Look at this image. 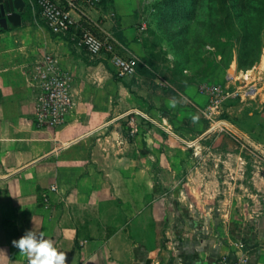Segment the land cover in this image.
I'll return each instance as SVG.
<instances>
[{"label": "crops", "instance_id": "crops-1", "mask_svg": "<svg viewBox=\"0 0 264 264\" xmlns=\"http://www.w3.org/2000/svg\"><path fill=\"white\" fill-rule=\"evenodd\" d=\"M25 1L30 19L0 38L25 33L44 40L17 50L0 44V264H29L13 243L29 231L64 253L66 264H216L239 241L247 264H264V223L221 212L217 172L188 166L194 155L185 164L156 151L184 148L177 133L193 134L188 121L175 127L161 111L159 77L117 78L105 54L93 58L71 34L54 33L38 0ZM58 1L100 37L112 36L122 55L141 59L137 0L94 7ZM43 54L58 58L72 79L74 105L56 128L34 121L30 69ZM128 111L137 114L139 129ZM146 118L155 126L139 125Z\"/></svg>", "mask_w": 264, "mask_h": 264}, {"label": "rangeland", "instance_id": "rangeland-1", "mask_svg": "<svg viewBox=\"0 0 264 264\" xmlns=\"http://www.w3.org/2000/svg\"><path fill=\"white\" fill-rule=\"evenodd\" d=\"M134 19L135 26L144 28L143 42L138 41L143 48L140 57L151 61L156 78L162 81L157 86L161 111L175 127L188 121L193 129L192 135L177 133L178 144L184 148L166 144L156 151L184 158L185 164L194 155V164L190 161L188 166L208 168L220 177L217 199L223 200L221 212L237 221L252 217L262 226L264 0H137ZM33 36H7L0 38V44L17 50L44 40ZM226 85H230V96L221 103L217 119L227 131L210 130L212 123L202 112L212 98L210 88L225 89ZM250 85H256L258 93L246 97ZM185 89L198 98L187 99ZM127 113L125 117L129 122L133 118L136 129L137 114ZM141 122L145 127L155 126L147 118ZM162 136L169 137L164 132Z\"/></svg>", "mask_w": 264, "mask_h": 264}, {"label": "built area", "instance_id": "built-area-1", "mask_svg": "<svg viewBox=\"0 0 264 264\" xmlns=\"http://www.w3.org/2000/svg\"><path fill=\"white\" fill-rule=\"evenodd\" d=\"M80 1L93 7L103 2V0ZM76 3H79V0H72L71 6H76ZM38 5L43 20L54 33L71 34L73 39L77 40L93 58L105 54L110 60L117 78H131L137 73V67L141 59L138 56L126 57L122 55L117 50V43H115L112 36L100 37L88 24H80L79 20L71 15L70 10L66 9L58 0H38ZM30 82L35 91L34 121L36 125L52 128L61 126L74 105L72 79L69 73L62 67L58 58L43 54L30 69ZM229 86L226 85L225 89L210 88L212 98L202 111L205 118L212 123L210 130L218 127L220 132L227 131L226 127L222 126L223 123L218 121L217 116L220 114L221 103L230 96ZM234 93L238 94L239 90ZM257 93L258 88L256 85H250L244 92L246 97H252L253 94ZM127 116L130 117L131 113H127ZM132 119L130 123L134 127L135 124ZM134 132L135 130H132V133ZM192 145H194L193 142L190 143V146ZM44 198L47 202L48 196L44 195ZM247 263V251L242 241L236 242L233 252L218 258L216 261V264Z\"/></svg>", "mask_w": 264, "mask_h": 264}, {"label": "clouds", "instance_id": "clouds-1", "mask_svg": "<svg viewBox=\"0 0 264 264\" xmlns=\"http://www.w3.org/2000/svg\"><path fill=\"white\" fill-rule=\"evenodd\" d=\"M13 243L28 257L29 264H66V255L58 252L50 241L33 231Z\"/></svg>", "mask_w": 264, "mask_h": 264}, {"label": "water", "instance_id": "water-1", "mask_svg": "<svg viewBox=\"0 0 264 264\" xmlns=\"http://www.w3.org/2000/svg\"><path fill=\"white\" fill-rule=\"evenodd\" d=\"M26 7L25 0H0V31L21 27Z\"/></svg>", "mask_w": 264, "mask_h": 264}, {"label": "trees", "instance_id": "trees-1", "mask_svg": "<svg viewBox=\"0 0 264 264\" xmlns=\"http://www.w3.org/2000/svg\"><path fill=\"white\" fill-rule=\"evenodd\" d=\"M31 12H32V10H31V7L29 5V6H27V10L25 11V13H23V21L30 19ZM0 32H2V31H0ZM137 72H139L140 74L147 76V77L156 78L155 71L152 68V63L150 60H147V59L146 60L141 59V62L139 63V65L137 67Z\"/></svg>", "mask_w": 264, "mask_h": 264}, {"label": "bare ground", "instance_id": "bare-ground-1", "mask_svg": "<svg viewBox=\"0 0 264 264\" xmlns=\"http://www.w3.org/2000/svg\"><path fill=\"white\" fill-rule=\"evenodd\" d=\"M245 78H247V77L245 76ZM248 79H250V78H248Z\"/></svg>", "mask_w": 264, "mask_h": 264}]
</instances>
